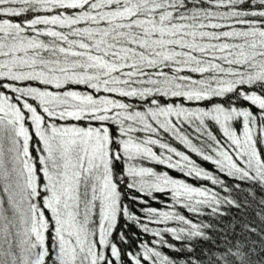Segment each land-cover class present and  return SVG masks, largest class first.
<instances>
[{
    "label": "snow or ice",
    "instance_id": "1",
    "mask_svg": "<svg viewBox=\"0 0 264 264\" xmlns=\"http://www.w3.org/2000/svg\"><path fill=\"white\" fill-rule=\"evenodd\" d=\"M240 182L264 191V0H0V264H264V237L185 243Z\"/></svg>",
    "mask_w": 264,
    "mask_h": 264
},
{
    "label": "trees",
    "instance_id": "2",
    "mask_svg": "<svg viewBox=\"0 0 264 264\" xmlns=\"http://www.w3.org/2000/svg\"><path fill=\"white\" fill-rule=\"evenodd\" d=\"M209 167L207 163L204 165ZM227 183L233 186L236 181L229 179ZM241 190H233L229 193L220 191L221 196H229L236 199L240 204V208L222 204L220 212L223 214H214L211 209L204 208L202 215H195L193 213L183 211L186 218L192 220L195 223L211 225V227L205 228V234L208 237L207 240L197 239L190 243L194 245L195 254H204L206 257L209 255L208 250H215L216 246L223 247L225 243V237L228 241L235 242L237 240H244L245 237L249 241H255L256 246L259 247L262 237H264V205L261 201H264V191H261L259 186H254L251 182H240ZM162 207V205H154ZM254 227L257 229L256 233L247 232L245 226ZM168 226H176L175 223H170ZM144 239H148L147 236ZM177 245L179 242H175ZM166 252L171 250L166 249ZM195 258V257H193ZM183 259V258H181Z\"/></svg>",
    "mask_w": 264,
    "mask_h": 264
}]
</instances>
